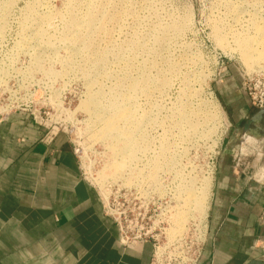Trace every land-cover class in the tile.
Returning a JSON list of instances; mask_svg holds the SVG:
<instances>
[{
    "label": "rangeland",
    "instance_id": "374dc122",
    "mask_svg": "<svg viewBox=\"0 0 264 264\" xmlns=\"http://www.w3.org/2000/svg\"><path fill=\"white\" fill-rule=\"evenodd\" d=\"M263 63L264 0H0V124L66 135L123 239L153 236L163 264L206 229L221 167L263 183L264 145L242 144Z\"/></svg>",
    "mask_w": 264,
    "mask_h": 264
},
{
    "label": "crops",
    "instance_id": "0c3cea01",
    "mask_svg": "<svg viewBox=\"0 0 264 264\" xmlns=\"http://www.w3.org/2000/svg\"><path fill=\"white\" fill-rule=\"evenodd\" d=\"M236 108L232 124L245 128L244 108ZM258 118H250L243 135L256 124L260 152L264 120ZM248 170L220 168L197 264H264V196ZM152 257L150 244L121 246L119 229L66 135L25 115L0 124V264H151Z\"/></svg>",
    "mask_w": 264,
    "mask_h": 264
},
{
    "label": "built area",
    "instance_id": "2783aa9c",
    "mask_svg": "<svg viewBox=\"0 0 264 264\" xmlns=\"http://www.w3.org/2000/svg\"><path fill=\"white\" fill-rule=\"evenodd\" d=\"M244 92L245 96L249 100L250 106L257 110H264V63L263 65H260L257 67L254 72L248 76L246 79V82L244 84ZM39 126H43L44 124L41 122H38L36 120L35 122ZM51 134L57 135L58 131H54V129L49 130ZM78 151L74 149V153L77 156ZM262 193L264 196V180L262 183ZM118 226L119 232H120V244L122 247L127 249H135L140 245L150 244L153 247V257L151 264H163V262L159 261V257H157V253L161 254L159 249H157L154 241V237H150V241L148 239V235H137L133 237L132 239H123L122 237V230L121 226ZM205 228V227H204ZM197 231V230H196ZM207 230L204 229L203 232L199 233V240L196 241V245H194V249L186 250L182 248L181 246L177 248V256L175 257V264H197L201 255L202 247L206 241V235ZM156 260V261H155Z\"/></svg>",
    "mask_w": 264,
    "mask_h": 264
},
{
    "label": "water",
    "instance_id": "95a60500",
    "mask_svg": "<svg viewBox=\"0 0 264 264\" xmlns=\"http://www.w3.org/2000/svg\"><path fill=\"white\" fill-rule=\"evenodd\" d=\"M259 119V118H257ZM257 119H255V123L258 121ZM257 120V121H256ZM257 125L255 124L254 127V132L253 131H246L242 137V144L243 145H252V146H256L258 145L257 143V138L255 137V130H256ZM259 148V146H258Z\"/></svg>",
    "mask_w": 264,
    "mask_h": 264
}]
</instances>
